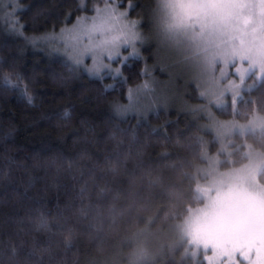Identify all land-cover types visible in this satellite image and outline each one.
<instances>
[{"label":"clouds","instance_id":"obj_1","mask_svg":"<svg viewBox=\"0 0 264 264\" xmlns=\"http://www.w3.org/2000/svg\"><path fill=\"white\" fill-rule=\"evenodd\" d=\"M201 30L193 18L189 43L201 54L230 47ZM2 75L20 89L24 115L0 117V264H251L246 249L207 244L194 224L218 149L209 121L216 111L264 115V89L218 101L183 76L88 88L52 75L68 96L85 90L80 111L69 101L49 113L22 71ZM0 99L12 92L0 89ZM249 135L264 145V134Z\"/></svg>","mask_w":264,"mask_h":264},{"label":"rangeland","instance_id":"obj_2","mask_svg":"<svg viewBox=\"0 0 264 264\" xmlns=\"http://www.w3.org/2000/svg\"><path fill=\"white\" fill-rule=\"evenodd\" d=\"M131 7L130 2L126 6L102 2L91 14L83 12L46 36L62 41L60 53L73 64L85 65L89 73L118 74L123 62L141 54L147 42L142 21L131 15ZM156 8L152 19L161 57L201 85L205 95L218 101L239 97L263 78L264 0H158ZM193 18L202 26L198 34L202 39L206 33L218 32L227 37L230 47L201 54L199 45L194 48L189 43ZM242 70H246L243 77ZM154 78L159 79L155 75L145 81ZM221 110L228 111L226 102ZM218 112L209 121L218 149L208 157L207 203L199 210L194 228L205 243L225 251L244 248L251 264H264V150L247 143V158L232 163L237 155L229 144L237 129L239 134L264 132V115L228 118Z\"/></svg>","mask_w":264,"mask_h":264},{"label":"trees","instance_id":"obj_3","mask_svg":"<svg viewBox=\"0 0 264 264\" xmlns=\"http://www.w3.org/2000/svg\"><path fill=\"white\" fill-rule=\"evenodd\" d=\"M105 1L116 2L120 6H126L130 2L131 15L141 19L142 29L147 34V42L142 53L127 58L118 74L106 71L100 74L89 73L85 65L73 64L60 53L64 50L62 41L46 36L47 33L72 23L83 12L91 14L100 3ZM157 2L158 0H0V89L5 92L11 91L13 95L10 101L0 99V105L3 108V111H0V117L7 120L15 112V119L20 121L24 115L23 99L17 102L15 98L20 95V89L3 80L2 74L6 71H22L25 79L45 101V110L49 113L57 112L59 106L69 101L76 105L77 111H80L81 106L77 97L85 90L84 87L77 88L71 91V96H68L51 83L52 75L71 77L74 82H79L88 88L92 87L93 81L97 84L103 82L123 85L127 83L126 77H135L133 81L135 83L141 78L145 81L155 75L160 78L167 74V77L173 80L183 76L181 69L175 68L177 66L161 57L163 54L160 52V39L156 34V23L152 19L153 10L157 9ZM183 77L186 79L185 76ZM33 78H35L34 83ZM260 89H264V76L242 95L245 97L249 94L254 95ZM91 94L89 92V96ZM255 113L258 112L246 113L244 118ZM218 114L220 115L219 112ZM23 123L26 121L22 122V127ZM39 127L43 128L44 125L41 124ZM257 132L264 134L262 131ZM39 134V128L28 129L24 133L25 137H34ZM247 143L264 150V145L255 143L249 133L239 135L235 133L229 140V144H233V151L237 155L232 163H239L247 158L245 153ZM228 163L231 162H227L226 165Z\"/></svg>","mask_w":264,"mask_h":264},{"label":"snow or ice","instance_id":"obj_4","mask_svg":"<svg viewBox=\"0 0 264 264\" xmlns=\"http://www.w3.org/2000/svg\"><path fill=\"white\" fill-rule=\"evenodd\" d=\"M33 42H35V40ZM244 71H246V70L241 71V77H243ZM233 87H235V86H233Z\"/></svg>","mask_w":264,"mask_h":264}]
</instances>
